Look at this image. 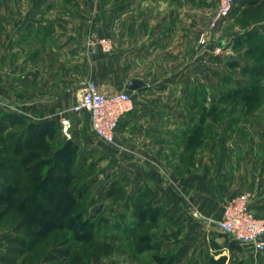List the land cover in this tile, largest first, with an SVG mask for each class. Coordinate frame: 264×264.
Wrapping results in <instances>:
<instances>
[{
    "label": "rangeland",
    "instance_id": "rangeland-1",
    "mask_svg": "<svg viewBox=\"0 0 264 264\" xmlns=\"http://www.w3.org/2000/svg\"><path fill=\"white\" fill-rule=\"evenodd\" d=\"M254 2L236 0L229 14L219 18L227 0H0V72L18 64L13 52L23 46L19 64L32 66V38L21 47L14 36V51L9 46L33 4L44 26L66 16L75 39L67 56L73 66L83 57L93 73L89 78L111 87L110 92L125 90L116 82L130 77L149 83L141 97L164 111L162 134L170 140L152 158L153 165L176 182L187 181L171 189L170 197L205 209L202 224L186 214L180 234L184 222L177 219L179 211L168 217L163 205L153 219L138 224L133 207L126 208L136 187V163L121 147L128 146L129 136L122 141L116 134L114 143L106 142L82 113L28 142L22 139L26 124L17 122L0 132V253L10 254L16 264H264V253L255 256L238 244L230 246L209 214L215 183L240 170L243 148L257 163L264 142V0ZM101 38L110 40V50L89 45ZM40 44L48 72L51 45ZM85 70H76L74 81L86 78ZM79 92H72V101ZM18 95L29 103L39 97L33 88L4 91L0 80V118L20 110L5 105ZM66 173L77 191L87 189L71 206V197L55 180ZM112 185L120 190L110 196ZM40 188L44 196L36 193ZM232 198L219 203L222 209ZM100 204L105 209L93 216ZM37 210L39 221L18 230L24 217ZM12 236L24 237L26 244H15ZM60 249L70 252L67 260L53 258Z\"/></svg>",
    "mask_w": 264,
    "mask_h": 264
},
{
    "label": "crops",
    "instance_id": "crops-1",
    "mask_svg": "<svg viewBox=\"0 0 264 264\" xmlns=\"http://www.w3.org/2000/svg\"><path fill=\"white\" fill-rule=\"evenodd\" d=\"M32 6L33 9L30 11L28 10L26 16L18 22L14 35L10 37L11 45L9 46V51H14L12 45L16 39L15 37H17V46L21 47L23 43L26 44L31 42L32 38L34 41L32 43L33 51L30 52L31 59L33 60L32 66L30 64L26 65V63L22 66L19 64L20 59H24V53L22 52L24 50L26 51V49L23 48L25 46H23L20 52H13L14 58H16L15 60H18V64L14 65L13 68L5 67V70L0 72V80L1 88L4 89V91H11L13 93L14 90L24 91L33 88L34 93H38L39 97L37 100H31V103H29L28 100L18 95L16 102L9 100V103H5V105H15L19 107L20 110L16 114L21 116H24L23 114L25 112L34 114L33 116L26 114V116H24L26 118H32L38 121L49 120L50 122H56L59 126H63L64 124L62 121L64 118H68L70 115H76L72 112V106L77 100L72 101L70 97L72 92L77 90L80 91L89 76H93V73L91 70H88L90 69V65L83 57L74 66L73 61L71 60V62L69 60L70 58L67 57L68 53L71 52V44H73L75 40L73 36H71L73 33L69 32L70 19L60 15L59 21L53 20L55 18H51L49 24L44 26L43 24L46 22L45 20H41V16L39 17L38 14L40 11L37 10L35 4ZM58 27H60L61 30H59ZM37 38L40 39L38 43L36 42ZM77 41L82 42V39L77 38ZM40 42H44V45H46L45 42L48 43V46L49 44L51 45L52 54L50 64H52V69H49L48 72L43 70V54ZM55 57L57 61H54ZM75 69H81L82 73L83 69H87L85 70V72H87V77H81V80L74 81L72 74L78 73V71L75 72ZM132 78L140 79L138 77H130L125 81L116 83L117 85L119 83V86H123L127 89L126 84ZM144 82L145 85L141 89L132 91L135 99V107L131 112L122 117L116 130V134L122 141L124 135L129 136V138H127L129 139L128 146L121 143V147L123 150L129 152L131 162L135 161L136 163L133 166V171H135L133 177L136 187L129 202L130 208L133 207L132 213L134 214L135 204L137 202H145L146 204H150L152 208L151 213L154 211L157 213L162 212L161 206L163 205L168 217L170 212L177 214L179 211L177 219H179L181 223L184 222V219H186L185 215L187 214L186 216L189 217V221H192L194 224H202L200 217L203 215V212H205V209H200L201 207L199 208V206L195 204L194 206H190L192 202L189 199L182 200L181 198V200L178 199V201H176L169 195L171 189L175 192L174 187L177 186L178 183L180 184L181 179H177L176 182V179L166 176L164 170L161 169L162 171L160 172L159 168L153 165L156 163L153 160L154 156L161 153L163 146H167L170 140L168 135L162 134L164 131V119H166L164 118V111L156 109L155 107H157V105L150 104L148 100L141 97L147 95V92L144 90L149 86V83L146 81ZM113 85L116 84L114 83ZM100 88L103 91H113V89L106 84L102 85L100 83ZM27 102L28 104H26ZM37 114L39 115L38 117ZM257 150L260 155L257 159V163H251V158L247 152L248 150L246 151L243 148L242 151L244 154L241 156L242 162L240 170L235 172L233 176L226 177L224 180L215 183V188L213 187L210 196L211 202H213L215 206L209 210V214L216 223L222 217L223 212L222 206H220L219 203L222 202L223 199L227 200L245 191L252 192L253 194L251 206L256 214L258 216H264V142H262V146ZM142 171L146 172L145 178L139 176L140 172L141 174L143 173ZM140 178H144L141 183L142 185H138V180ZM183 182L187 183V181ZM239 183L242 184L238 187ZM185 202L188 208H186V212L184 210ZM186 223L184 222L185 225L183 224L181 230L178 231L179 234L182 230H185ZM213 223L214 222H211V225H214ZM215 226L218 227L217 224ZM181 239L180 237L178 238L179 241ZM182 250L183 247L179 249L178 252H182Z\"/></svg>",
    "mask_w": 264,
    "mask_h": 264
},
{
    "label": "built area",
    "instance_id": "built-area-1",
    "mask_svg": "<svg viewBox=\"0 0 264 264\" xmlns=\"http://www.w3.org/2000/svg\"><path fill=\"white\" fill-rule=\"evenodd\" d=\"M236 0H227L221 8L219 18H224L231 11ZM100 44L103 50H110L109 39L101 38L90 42L92 49ZM135 107L132 91L125 89L115 92H104L95 80L89 78L80 89L78 100L72 106L76 115L87 113L93 132L103 140L114 143L116 130L123 116ZM64 125H69L68 118H64ZM253 194L245 191L230 199L225 205L222 217L217 221L220 230L237 241L252 254L264 253V216H258L251 206Z\"/></svg>",
    "mask_w": 264,
    "mask_h": 264
},
{
    "label": "trees",
    "instance_id": "trees-1",
    "mask_svg": "<svg viewBox=\"0 0 264 264\" xmlns=\"http://www.w3.org/2000/svg\"><path fill=\"white\" fill-rule=\"evenodd\" d=\"M251 3H255V0H249ZM257 74V72H256ZM10 119V120H8ZM24 123L26 124V129L22 135V139L23 136L26 138V140L29 142H32V138L36 135V134H43V132L51 129H57L58 128V124L56 122H50L49 120H35L32 118H26L24 116H21L19 114L16 113H9V114H4L1 118H0V132L4 133L6 132L10 126L16 124V123ZM60 150H58L59 152ZM25 162V161H24ZM23 168H29L28 164H23ZM62 166H56V169L61 170ZM75 173V172H74ZM64 178H58L59 175H56V182L63 187V192L66 193V195L71 197V201H70V206L74 205L77 200L82 199L83 195L85 194V192L87 191L86 188H83L82 190L77 191L76 190V186H71L70 181H71V176H69L68 173H66V175ZM0 183H1V177H0ZM47 183V182H46ZM44 187V186H43ZM120 189L115 188V186L112 185L111 189L109 190L108 195H114V193H116L117 191H119ZM36 193L40 194L42 196L45 195L46 190H44V188H40L39 190H36ZM63 194V193H62ZM64 202L67 201L65 196H62L61 198ZM53 198L50 197L49 201H52ZM103 205V204H102ZM101 204L97 207L96 211L94 212H100L103 211L105 208V206H102ZM147 205V206H146ZM10 208V206H8ZM126 208L129 210L130 209V203L129 201L126 203ZM151 206L150 204H146L145 202H137L136 203V207L134 209V215H137L139 217V221L137 222L138 224H140L141 222L145 221L148 219V217H150L151 219L154 218V216L157 214L156 211L152 212L151 214ZM10 212V211H9ZM38 212L39 210H37L32 216H25L24 220L22 221L21 225L19 226L18 230H22L24 228H26L28 225L30 224H36L39 221V217H38ZM147 214H150L149 216H147ZM136 223V224H137ZM224 234V233H223ZM225 237H227L228 239H230L229 241L231 242L230 246H232V244H238L240 245L237 241L232 240L230 237H228L226 234H224ZM10 240H12V242H14L15 244L18 245H25L26 241L24 237H19V236H12V238H10ZM241 246V245H240ZM11 251H13L11 249ZM180 253V252H178ZM70 252L66 249H60L58 250L57 254L55 256H53V258H62L64 260H67L69 257ZM0 263L2 264H16L15 260L12 258V256H10V254H6V253H0ZM64 264H72L65 262Z\"/></svg>",
    "mask_w": 264,
    "mask_h": 264
},
{
    "label": "water",
    "instance_id": "water-1",
    "mask_svg": "<svg viewBox=\"0 0 264 264\" xmlns=\"http://www.w3.org/2000/svg\"><path fill=\"white\" fill-rule=\"evenodd\" d=\"M144 85L145 82L143 80L132 78L127 82L126 88L130 91H136L138 89H141Z\"/></svg>",
    "mask_w": 264,
    "mask_h": 264
}]
</instances>
